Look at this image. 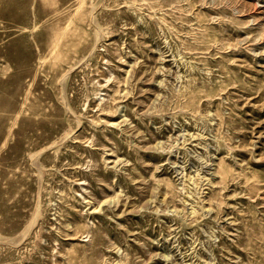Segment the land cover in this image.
I'll return each instance as SVG.
<instances>
[{"label": "rangeland", "instance_id": "obj_1", "mask_svg": "<svg viewBox=\"0 0 264 264\" xmlns=\"http://www.w3.org/2000/svg\"><path fill=\"white\" fill-rule=\"evenodd\" d=\"M0 264H264V0H0Z\"/></svg>", "mask_w": 264, "mask_h": 264}]
</instances>
